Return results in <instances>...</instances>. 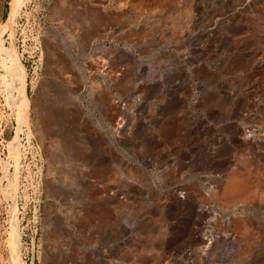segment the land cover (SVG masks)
<instances>
[{
  "label": "rangeland",
  "instance_id": "374dc122",
  "mask_svg": "<svg viewBox=\"0 0 264 264\" xmlns=\"http://www.w3.org/2000/svg\"><path fill=\"white\" fill-rule=\"evenodd\" d=\"M10 3L0 264H264V0Z\"/></svg>",
  "mask_w": 264,
  "mask_h": 264
},
{
  "label": "bare ground",
  "instance_id": "6f19581e",
  "mask_svg": "<svg viewBox=\"0 0 264 264\" xmlns=\"http://www.w3.org/2000/svg\"><path fill=\"white\" fill-rule=\"evenodd\" d=\"M25 0H11V3H10V13H12V14H17V11H18V8H20V5H21V3L22 2H24ZM120 5V4H119ZM121 6H122V4H121ZM118 8V7H117ZM123 8V7H122ZM118 9H120V8H118ZM2 35V34H1ZM12 61V60H11ZM12 66H13V70H12V72L11 71H9V73H11L12 74V76H13V78L15 79V80H17L18 82H19V84L21 85V89H20V99L21 100H23V103L25 104V106L24 107H22V108H24V110L26 111V108H27V100H26V97H25V95H24V81H23V79H22V77H21V73H20V70H19V67L17 66V64L16 63H14L13 61H12ZM9 69V68H8ZM14 82V81H13ZM15 88V87H14ZM19 89V88H18ZM26 113H24L23 115H21V121H26V119H27V117H26ZM24 123V122H23ZM258 131V130H257ZM260 131V130H259ZM264 131V130H263ZM252 132V131H251ZM236 135V134H235ZM264 135V134H263ZM246 137H249V138H251L250 139V142H251V140H253V141H260L259 140V138H260V134L259 133H255V131L254 132H252V133H250L249 135H247ZM240 138V137H239ZM11 142V144H12V142L13 141H10ZM243 142V141H242ZM241 143V142H240ZM255 143V142H254ZM261 143V142H260ZM245 144V143H244ZM248 144V143H247ZM252 144V143H251ZM250 144V145H251ZM258 144V143H257ZM230 185V184H229ZM229 193V192H228ZM233 197V196H232ZM228 199V198H227ZM237 199V198H236ZM233 201V200H232ZM204 209L202 208V211H203ZM13 222H15V221H13ZM17 223V222H16ZM13 226H14V231H13V235H14V237H15V240H16V243H17V241H18V232H17V229H15V227H16V225H15V223L13 224ZM228 236V235H227ZM226 238V237H225ZM205 240H207V239H205ZM210 240V239H209ZM206 244H208V243H206ZM207 246V245H206ZM206 246L202 249V251L206 248ZM203 253H204V251H203ZM18 264H24V262L21 260V259H18Z\"/></svg>",
  "mask_w": 264,
  "mask_h": 264
},
{
  "label": "built area",
  "instance_id": "2783aa9c",
  "mask_svg": "<svg viewBox=\"0 0 264 264\" xmlns=\"http://www.w3.org/2000/svg\"><path fill=\"white\" fill-rule=\"evenodd\" d=\"M34 147L37 148L36 146H34ZM34 147H33L32 149H34ZM34 234H35V232H34ZM34 236H35V235H32V236L29 237L31 241L33 240V237H34Z\"/></svg>",
  "mask_w": 264,
  "mask_h": 264
}]
</instances>
